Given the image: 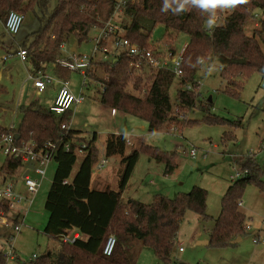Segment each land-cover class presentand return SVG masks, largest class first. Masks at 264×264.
<instances>
[{
	"label": "trees",
	"instance_id": "obj_1",
	"mask_svg": "<svg viewBox=\"0 0 264 264\" xmlns=\"http://www.w3.org/2000/svg\"><path fill=\"white\" fill-rule=\"evenodd\" d=\"M54 1L56 4L52 5ZM118 3L119 0H0V19L5 22L11 11L25 15L39 10L40 30L28 36L22 47L27 51L34 69L40 70L46 64H55L62 57V45L71 36L78 43L87 41L94 26H101L102 17L111 16ZM163 3L164 0H144L142 5H138L126 1L120 5L119 15L123 17L120 28L123 38L149 49L157 48L152 38L159 25L167 30L165 38L186 34L189 41L183 55L181 78L170 70L150 71V74L136 71L132 66L134 58L128 54L103 62L105 77L96 73L94 67L98 62L93 63L90 72V86L100 83L104 88V91L99 90L98 100L113 110L142 119L148 124L150 132H157L166 123L175 121L176 116L183 117V125H193L196 121L187 118L186 114L198 105L204 112H210L212 104L207 102L203 105L200 99L201 84L197 73L211 56L225 60L221 76L228 81L226 91L232 95L240 94L242 81L253 72L264 73V19L262 28L255 30L253 35H248L245 29L257 10L264 12V0H249L238 5L225 15L223 23L211 29L205 23L207 13L193 8L174 14L171 8L162 11ZM219 15L222 17V12ZM170 49L174 46L171 45ZM59 68L58 73L55 71L58 77L69 80L71 71ZM175 80H178L179 86L173 104L170 90ZM174 106L179 109L178 112H173ZM72 113L69 111L59 116L50 108L34 102L22 108V120L15 129L0 124V139L14 133L18 144L32 142L41 148L48 141L60 143L63 137L64 142L72 141L71 150L67 151L60 144L56 152L54 160L57 168L45 202L49 217L44 233L58 240L61 247L58 252L36 256L25 264H131L130 247L135 240L152 248L160 261L172 263L174 247L187 212L194 211L205 220L211 219L207 213L208 191L196 185L189 192L178 193L174 198L157 194L148 204L135 199L124 201L123 194L141 152L165 163L167 174L177 167L176 152L170 153L143 143L139 149L127 154V136L115 133L109 134L106 139L105 154L121 158L117 188H93V167L99 161L100 153L95 144L97 134L87 137L74 129L66 132L62 125L71 123ZM203 120L232 128L222 136L225 145L236 140L235 130L243 125L242 119L224 120L209 113ZM82 143L87 147L79 155L76 148ZM261 147L264 149V139ZM4 157L0 165V185L5 178H13L23 168L20 158ZM79 159L80 165L75 169ZM236 163L249 174L232 181L222 197L221 213L210 233V246L217 248L233 245L236 239L246 234L247 217L240 211L246 187L254 184L264 192V164L261 165L255 157L240 159ZM8 203L7 200L0 201V213L11 212ZM19 217L17 215L14 219L15 225L19 224ZM72 231H78L81 237L73 242L65 241L64 237ZM112 234L116 236L117 244L113 254L106 256L103 250ZM13 237L14 234L8 241ZM7 258V254L0 250V264H6Z\"/></svg>",
	"mask_w": 264,
	"mask_h": 264
},
{
	"label": "rangeland",
	"instance_id": "obj_2",
	"mask_svg": "<svg viewBox=\"0 0 264 264\" xmlns=\"http://www.w3.org/2000/svg\"><path fill=\"white\" fill-rule=\"evenodd\" d=\"M136 3H142V0ZM55 4L56 1L52 3V5ZM228 13L229 10L222 12L221 19L224 20ZM37 14L40 15L38 9L25 14L22 27L15 36L6 32L4 22L0 19V74L3 76L0 81V124L4 126H11L14 123L18 127L23 116L22 108L33 102H36L38 106L50 108L61 86L56 83L59 77L55 73L61 69L54 63L32 71L34 78L47 74L53 79V83L47 86L45 92L39 93L33 87L34 80H28V73L32 68L28 56L26 61H22L19 57L4 59L11 53L15 54L19 48H23L22 45L28 36L40 30L41 24ZM261 17L262 11L257 10L256 16L245 26L248 35H253L255 30L262 28L264 17ZM106 18L107 16H104L102 20ZM122 18L120 15L117 17L119 26ZM166 32L163 25H159L154 30L152 40L156 47L167 49L172 45L180 51L188 44L189 37L186 34L171 35V37L169 35L165 38ZM98 34V29H92L88 40L81 42L76 52H69L70 49H68L77 42L76 38L71 36L69 41L63 44L62 57L70 53L94 56L98 62L94 67L97 75L105 77L106 70L102 63L107 59L101 51L94 52L96 47L94 38ZM225 64L224 59H215L211 56L209 61L201 66L197 79L201 84L200 99L204 102L203 105H207V102L212 104L209 114L217 115L224 120H243V125L235 130L236 140L227 145L223 143L222 136L225 131H230L232 128L205 122L203 119L208 113L204 112L200 105L186 114L187 118L196 121L193 125H183V117L174 115L176 116L175 121L166 123L157 132H150L148 124L133 115L119 113L120 118L114 119L112 109L98 100L99 90H101V84L98 83L84 88L85 101L74 106L72 110L71 122L76 130L81 131L82 135L87 137H90L88 132L98 133L95 144L100 152L99 159L107 157L105 154L106 139L110 133L109 130L115 129L113 127H118L120 129L118 131L131 136L128 152L139 149L143 143L170 153L176 152L177 167L171 174L166 173L165 163L150 157L146 152H141L123 194L124 201L135 199L148 204L157 194L174 198L178 193L189 192L196 185L208 191L207 213L211 219L205 220L194 211L187 212L174 247L172 263L160 261L152 248L135 240L130 247L131 264H264V192L254 184L246 187L242 197L240 211L246 215V226H249V229L241 240L225 248L195 243L197 237L209 238L211 230L216 225V218L222 209V197L237 169L233 156L240 155L239 160L255 157L261 165L264 164V149H261L264 139V73L253 72L242 81L240 94L232 95L226 91L229 86L228 81L221 76V67ZM150 71L148 68L144 69L147 74H150ZM69 81L71 89L76 94L80 93L83 81L81 75L77 72H70ZM178 86V80H175L170 90L173 104L177 99ZM20 91L23 93L22 96ZM175 109L176 106L173 112ZM14 112H16L15 115ZM192 149L196 150L195 156L191 155ZM4 158L0 155V165ZM107 158L109 163L102 171L97 170L96 164L93 167L92 184L94 188H117L121 158L120 156ZM80 162L79 159L75 169H78ZM56 168L57 162L54 160L47 168L40 192L36 195H29L33 199L32 204L26 201L18 203L15 209L6 214V223L0 220V250L7 254L13 253V257L8 255L6 264L30 263L35 256L42 257L49 252L59 251L60 242L44 233L49 217L45 202ZM23 170L24 168H21L12 179L15 180L14 190L17 193L26 194ZM31 176L40 178L34 172ZM99 179L104 181L101 187L97 185ZM17 215L20 216L19 221L24 220L22 229L18 233L14 230L16 224L14 219ZM12 234H15V237L8 241ZM179 247H182L183 251H180Z\"/></svg>",
	"mask_w": 264,
	"mask_h": 264
},
{
	"label": "built area",
	"instance_id": "obj_3",
	"mask_svg": "<svg viewBox=\"0 0 264 264\" xmlns=\"http://www.w3.org/2000/svg\"><path fill=\"white\" fill-rule=\"evenodd\" d=\"M128 0H119L114 13L107 17L105 20H100L101 26H94L93 29H98L99 34L94 38L96 42V47L94 52L97 53L101 51L104 53L106 61H111L113 59H118L122 54H128L134 58L132 66L134 70L144 72L145 68H148L151 71L158 72L160 70H170L178 78L183 76L182 71V61L183 55L186 51V44L180 51L174 49H162L155 48L149 49L146 47H141L136 43L131 42L130 40L123 38V31L117 23V17L120 12V5L124 4ZM133 3L141 0H130ZM138 3V5H142ZM137 4V3H136ZM25 15L17 11H11L4 22L5 30L9 35L15 36L19 33L22 24L24 22ZM62 48L64 49L63 45ZM14 56L19 57L22 61L27 60V51L24 48H19L15 54L11 53L9 56H6L4 59L8 60ZM94 56L89 55H78L76 53H70L68 56H63L57 59L55 66L70 70L71 72H77L81 75L82 88L81 92L76 94L71 89V84L69 80H56L57 83L61 84L59 91L57 93L54 104L50 109L57 115H64L69 111L74 109V106L81 104L85 101L86 97L84 95V88L90 86V72L93 70V63L96 62ZM34 86L37 88L39 93L45 92L47 86L53 83V79L50 78L47 74L42 77L34 78ZM191 89L190 86L186 87ZM101 90L104 91L103 86L101 85ZM144 92H146L144 90ZM179 109L176 108L175 112H178ZM71 123L63 124L62 128L69 132L71 130ZM12 129H15L16 126L11 125ZM16 135L14 133H9L4 135L0 139V154L3 156L20 158L23 160L24 172L29 170V173L26 177H23L24 185L26 187V194L17 193L14 190V180L12 177H7L4 179V183L0 185V201L7 200L11 210L16 208L18 203L26 201L29 204L33 203V199L29 195H36L39 192V189L42 185V180L45 178L47 173V168L49 164L54 161L56 152L62 144L64 148L69 151L71 150L72 141H65V137L59 142L48 141L44 144L43 147L39 148L35 143L32 142H22L18 144L16 141ZM87 145L85 143L79 144L76 148V152L80 155L84 152ZM191 155H196V150H191ZM240 155H234V162L237 167L235 174L232 176V180H238L248 176V170H242L237 165V160H239ZM33 163V168H30V164ZM108 158L100 159L97 163V170L102 171L106 165H108ZM34 172L40 176V178H35L31 176V173ZM242 202H240V206ZM23 212V210H22ZM6 214L0 213V220L6 223ZM24 220L19 221V224L14 226L15 232H20ZM264 224V217H263ZM246 229H249V226H246ZM257 232V231H256ZM15 237V234H14ZM13 237V238H14ZM79 233L73 234L72 236L66 235L64 237L65 241L73 242L76 238H80ZM12 238V239H13ZM117 244V239L114 234L110 235L106 241L103 253L106 256H111L115 250ZM180 251H183L182 247H179ZM7 254V253H6ZM13 257V253L7 254V257ZM36 257V256H35Z\"/></svg>",
	"mask_w": 264,
	"mask_h": 264
},
{
	"label": "clouds",
	"instance_id": "obj_4",
	"mask_svg": "<svg viewBox=\"0 0 264 264\" xmlns=\"http://www.w3.org/2000/svg\"><path fill=\"white\" fill-rule=\"evenodd\" d=\"M249 0H164L162 11L173 9L174 14L190 11L193 8L208 14L206 26L214 28L223 23L219 13L225 10H233L241 4L248 3Z\"/></svg>",
	"mask_w": 264,
	"mask_h": 264
},
{
	"label": "crops",
	"instance_id": "obj_5",
	"mask_svg": "<svg viewBox=\"0 0 264 264\" xmlns=\"http://www.w3.org/2000/svg\"><path fill=\"white\" fill-rule=\"evenodd\" d=\"M257 13V12H256ZM264 17V12H262V17L261 18H263ZM74 46H72V47H70V48H68V49H70L69 50V52H71V51H73L74 49V52H76L77 51V49H78V47H79V45H80V43H78V41L75 43V44H73ZM175 49H176V47H175ZM14 57H17V56H14ZM13 57V58H14ZM18 58V57H17ZM215 59H217L216 57H215ZM34 70V67L32 66V68H30V70H29V73H28V80H33V75H32V71ZM1 79H3V76H1V74H0V81H1ZM58 80H61L60 78L58 79ZM57 83V82H56ZM100 84V83H99ZM95 85V84H94ZM94 85H92V86H94ZM33 87L36 89V91L38 92V90H37V88L34 86V82H33ZM56 88H58V84H56ZM6 90H7V88H6ZM6 90H5V92H6ZM74 92V91H73ZM75 93V92H74ZM20 94H21V96H22V92L20 91ZM55 101V100H54ZM34 103V102H33ZM53 104H54V102H53ZM52 104V105H53ZM51 105V106H52ZM50 106V107H51ZM73 112V111H72ZM119 113H123V112H120V111H116V110H113L112 109V115H113V117H114V119L115 118H120V116H118V114ZM16 114V112H14V115ZM72 115H73V113H72ZM71 115V116H72ZM71 121H72V117H71ZM115 121V120H114ZM14 123H12L11 125H13ZM20 125V124H19ZM4 126V125H3ZM71 129H74V130H76L75 129V127H74V125L72 124V122H71ZM5 127H7V128H10L11 126H5ZM147 127V126H146ZM113 128H115V129H110L109 130V134H111V133H115V134H125V133H123V131L122 132H120V131H118V130H120V129H118V127H113ZM111 130H115V131H111ZM79 131V130H78ZM89 134L88 135H90V136H92L93 134H97V139H98V133L97 132H94V131H91V132H88ZM85 136V135H84ZM127 136V139H129V138H131V136L130 135H126ZM128 145H131V141H130V139L128 140ZM128 146H127V151H126V153H129L128 152ZM100 160V159H99ZM25 172H24V170H23V174H24ZM15 181V180H14ZM233 181V180H232ZM92 182H93V176H92ZM4 183V182H3ZM2 183V184H3ZM97 185L98 186H100L101 187V185L102 184H104V181L102 180V179H99L98 181H97ZM1 184V185H2ZM231 184V183H230ZM229 184V185H230ZM42 186V185H41ZM92 187L94 188V185L92 184ZM229 187V186H228ZM96 188V187H95ZM98 188V187H97ZM50 189V188H49ZM98 189H101V188H98ZM228 189V188H227ZM40 192V191H39ZM38 192V193H39ZM37 193V194H38ZM225 194V193H224ZM48 221V220H47ZM76 233H79L78 231H72V232H70V236H72L73 234H76ZM72 234V235H71ZM80 234V233H79ZM82 238H83V236H82ZM208 241H210V237L209 238H199V237H197L196 239H195V243L196 244H206ZM208 245H210V244H208Z\"/></svg>",
	"mask_w": 264,
	"mask_h": 264
},
{
	"label": "water",
	"instance_id": "obj_6",
	"mask_svg": "<svg viewBox=\"0 0 264 264\" xmlns=\"http://www.w3.org/2000/svg\"><path fill=\"white\" fill-rule=\"evenodd\" d=\"M75 50V49H74ZM73 50V51H74ZM116 61V60H115ZM30 168H33V163H31L30 165ZM28 173H29V170H26L25 171V173L23 174V177H26L27 175H28ZM241 240V238H238V239H236L235 241H234V243H237V242H239ZM206 244H210V241H208ZM180 264H186V263H180Z\"/></svg>",
	"mask_w": 264,
	"mask_h": 264
}]
</instances>
